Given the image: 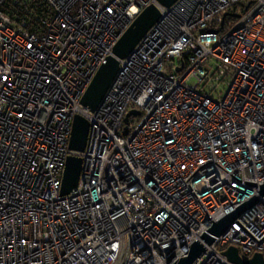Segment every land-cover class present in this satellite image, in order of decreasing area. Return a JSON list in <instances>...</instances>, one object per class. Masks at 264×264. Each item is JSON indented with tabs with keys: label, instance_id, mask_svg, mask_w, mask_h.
Instances as JSON below:
<instances>
[{
	"label": "built area",
	"instance_id": "1",
	"mask_svg": "<svg viewBox=\"0 0 264 264\" xmlns=\"http://www.w3.org/2000/svg\"><path fill=\"white\" fill-rule=\"evenodd\" d=\"M44 1L35 34L0 0V264H171L257 194L237 180L264 181V0ZM149 4L156 21L117 59L94 110L80 105ZM74 114L87 121L81 151L67 148ZM67 155L80 168L60 195ZM256 199L235 220L258 241ZM247 232L233 221L192 264H237L229 246L264 260V236Z\"/></svg>",
	"mask_w": 264,
	"mask_h": 264
},
{
	"label": "water",
	"instance_id": "2",
	"mask_svg": "<svg viewBox=\"0 0 264 264\" xmlns=\"http://www.w3.org/2000/svg\"><path fill=\"white\" fill-rule=\"evenodd\" d=\"M156 1L160 5L167 7L171 5L175 0H156ZM157 18H158L157 9L152 4H149L143 7V9L132 19V21L129 23V25L126 27V29L123 31V33L119 36V38L116 40V42L112 46L111 55L106 56L103 63H101L95 70L88 85L86 86L81 97L79 98L80 105L85 106L90 111L94 110V108L96 107L97 103L99 102L100 98L102 97L109 82L111 81V79L113 78L117 70V59L125 57L130 52V50L134 47V45L137 43L140 37L156 21ZM130 113L133 114V113H136V111L128 112L126 116L124 117L123 122L126 121V117ZM86 132H87L86 119L83 118L79 114H74L71 118L70 131H69L68 140H67V148L69 150L81 151L84 146ZM122 133H125V128ZM209 162H212V161H209ZM206 163H203L200 166ZM213 163L216 164L215 162ZM216 165L220 167L218 164ZM199 167H197L196 170ZM79 168H80V158L77 156L67 155L65 158L63 168H62V173H61V181H60V187H59L60 195L67 194L72 188L75 187L77 178H78ZM229 175L235 180H237L231 174ZM186 180H185V184L187 185ZM237 181L243 182L252 187L258 188L257 194L255 196H251L246 201L241 202L236 207H234L233 210L224 214L222 217H220L218 220L214 222H212L210 218L206 215L205 211L199 204L193 192L187 185V187L191 191L192 195L194 196L195 200L197 201V203L203 210L206 217L211 221V224L199 235V237L196 240H193L187 246L188 249L183 254H181L175 261H173L171 264H192L193 261L200 256L203 250L218 235L223 234L227 230V228L232 224L233 221L244 232H247L235 220V218L242 211L249 208L254 202H256L257 201L256 197L258 195L261 196L264 193V181H262V184L260 185H257V183L247 182V181H242V180H237ZM250 237L256 243L262 238L261 237L258 241H256L251 235ZM223 254L226 256V258L229 261L237 263V264H264L263 258L258 253H254L249 259L242 261L237 256L236 250L232 246L227 247L223 251Z\"/></svg>",
	"mask_w": 264,
	"mask_h": 264
},
{
	"label": "trees",
	"instance_id": "3",
	"mask_svg": "<svg viewBox=\"0 0 264 264\" xmlns=\"http://www.w3.org/2000/svg\"><path fill=\"white\" fill-rule=\"evenodd\" d=\"M14 0H5L3 4L4 11L12 18H19L26 20L25 28L29 32L39 34L41 28L39 26L38 17L48 16L49 10L44 0H16L17 5L13 3ZM244 5L239 7L240 12L243 11ZM235 12H227L225 19L233 21Z\"/></svg>",
	"mask_w": 264,
	"mask_h": 264
},
{
	"label": "rangeland",
	"instance_id": "4",
	"mask_svg": "<svg viewBox=\"0 0 264 264\" xmlns=\"http://www.w3.org/2000/svg\"><path fill=\"white\" fill-rule=\"evenodd\" d=\"M189 83H192V81H191V80H189Z\"/></svg>",
	"mask_w": 264,
	"mask_h": 264
}]
</instances>
